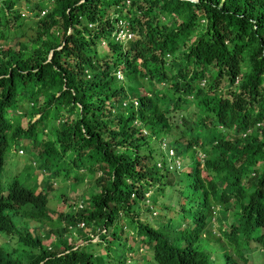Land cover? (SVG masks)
I'll use <instances>...</instances> for the list:
<instances>
[{
    "label": "trees",
    "instance_id": "trees-1",
    "mask_svg": "<svg viewBox=\"0 0 264 264\" xmlns=\"http://www.w3.org/2000/svg\"><path fill=\"white\" fill-rule=\"evenodd\" d=\"M126 1L24 0L26 21L20 0H0V169L9 142L28 138L43 140L38 166L50 172L39 192L9 197L39 223L35 252L0 264H208L196 240L211 207L241 194L244 212L264 208V0ZM118 19L134 40L111 38ZM18 102L36 120L11 121ZM166 136L180 154L201 148L204 175L197 161L187 182L158 165ZM62 171L71 186L88 182L83 208L50 196ZM185 207L193 226L180 220L187 233L168 236ZM263 228L241 236L262 240Z\"/></svg>",
    "mask_w": 264,
    "mask_h": 264
},
{
    "label": "clouds",
    "instance_id": "clouds-1",
    "mask_svg": "<svg viewBox=\"0 0 264 264\" xmlns=\"http://www.w3.org/2000/svg\"><path fill=\"white\" fill-rule=\"evenodd\" d=\"M129 2V0H127ZM23 2L25 3L24 0H20V3ZM17 5L20 7V10L23 11V18H26V21H30L34 19L33 12L30 10L28 5ZM46 13V9L42 10L40 13V16H44ZM24 14L31 15L32 18H27ZM119 20V19H118ZM32 31L31 29H29ZM132 30V29H131ZM133 31V30H132ZM33 32V31H32ZM115 30L113 31L111 38H113ZM134 37L130 40L126 41H115V42H120L121 44H126L127 42L134 40L136 35L135 32ZM118 72L121 74L120 77H118ZM116 77L118 79H122L123 74L120 70L116 71ZM203 84V83H202ZM159 85L160 87H157ZM156 88L163 89L167 86V84L159 82L155 84ZM132 102L136 106L138 104V101L135 99H132ZM33 103H30V106H32ZM30 111L32 112V108L27 106L24 108L23 103L17 104V106L8 109L7 111V116L11 121H19L23 126L31 121L36 120L38 115H35L32 117L30 114ZM181 114H178L175 116V113L172 115L171 120L177 122L178 124L180 123L177 121L174 117L179 118ZM221 130H224V128L220 127ZM49 131V135L51 134V130L49 128L45 129L43 134ZM145 131V129H144ZM48 136H46L47 139ZM166 137H169L167 139ZM164 139L162 138L161 141H159L157 148H159L163 152V157L162 159L164 160V166H162L161 162L158 163L160 167L167 168L169 171H172L175 177H179L182 182H186V179L184 178L185 173L189 174L193 169H195V162H198L197 168L201 170V173L204 175L203 171L205 169V160L206 156L205 153L201 150V148L198 145H193L191 147V150L185 151L184 153L180 154L178 150L174 148V143L170 139L172 136H166ZM44 138V136H43ZM45 139V138H44ZM173 139V138H172ZM22 142L26 143L27 141L33 142L34 148L36 147L34 141L35 140H30L28 138H21ZM174 140V139H173ZM43 141V140H42ZM40 142L39 147V152L36 156L35 159H32V161L29 164H26L24 169L26 170L27 174L32 172L34 174V177H37L36 179V186L32 184H28L24 182L19 176L22 171H19L17 174L13 175L10 180L7 181L5 185L2 184L1 180V172H0V191L1 194L3 195L4 199L10 202V207H6L3 209L2 214H0V260L5 259L6 255L10 256L12 259H20L24 258L28 252H35L34 249L29 247V243L33 241L37 235H41V231L39 229V223L34 220H25L24 217L22 216L24 212H27L30 210V207L18 203L14 200H9V197L11 195H14L16 197H22L23 195H29L33 193H37L41 190V188L38 186L42 183L41 180L42 178H47L50 174L49 170L45 168H40L38 166V159L40 157V154L42 152V148L44 147V144ZM11 142V141H10ZM9 142V143H10ZM16 142V141H15ZM173 145H171L172 143ZM175 142V141H174ZM13 143V142H12ZM14 150V146H13ZM190 153L191 157V162L189 164H184L185 157L187 154ZM18 155H24L25 151L23 149H18L17 150ZM181 156L183 158V161H181ZM5 164V158L4 162L2 164V167ZM22 162H20L18 165L21 166ZM2 167L0 170H2ZM184 167H186L185 171ZM183 171V172H182ZM191 176V175H190ZM65 178V177H64ZM50 183L52 184V187L56 188L58 187L59 183L56 181L55 178H51ZM68 179L65 178L64 180V185L67 184ZM68 185V184H67ZM243 199H241V194L238 196H233L231 197L228 201L229 204L224 207L225 210V219H222L218 222L217 220V213L218 211L222 208L221 205L215 204L211 207V212L208 218L207 223L204 225L203 229L201 230V235L203 234L204 231L207 232H212L215 234V236L219 240H224L225 237L222 235V232L225 233L227 237H229L231 242H235L237 236H241L244 232L258 228L260 226L264 227V208H259L258 210H253L249 212H244L243 211V205L244 203L241 204ZM74 206L72 208L69 206L68 209H78V208H83L84 206V199L81 198L75 202H73ZM72 204V205H73ZM15 209V210H12ZM196 210V208H194ZM259 213V214H257ZM258 218H261L263 220L262 223L258 224ZM205 221H206V216H205ZM30 223L36 224V227L30 229ZM216 223V224H215ZM225 223H228V226H224ZM212 224V226H211ZM79 225L82 227L83 223H79ZM210 225V229L208 226ZM263 239L260 240L258 238H249L251 246L255 247H260L262 248L264 252V228H263ZM69 236V234H68ZM244 237V236H242ZM245 238V237H244ZM46 241V240H45ZM48 243V242H47ZM45 244V243H44ZM249 257L244 258L245 264L249 262Z\"/></svg>",
    "mask_w": 264,
    "mask_h": 264
},
{
    "label": "rangeland",
    "instance_id": "rangeland-1",
    "mask_svg": "<svg viewBox=\"0 0 264 264\" xmlns=\"http://www.w3.org/2000/svg\"><path fill=\"white\" fill-rule=\"evenodd\" d=\"M22 6L24 5L23 2L20 3ZM127 4V1H126ZM27 18H32L31 15H28ZM104 44L106 45V42L104 41ZM101 42V45H104ZM106 48V47H105ZM157 87H160L159 85H157ZM23 107H26V103L23 102ZM178 114H181L180 112H175V116H177ZM177 121H179V118L174 117ZM42 135V134H41ZM44 138H46V136H49V131L43 134ZM167 139H169V137H166ZM171 141L174 142V140L171 138ZM155 141L157 143H159V141L157 139H155ZM172 143V142H171ZM173 145V143L171 144ZM13 146H14V150H13ZM157 146V145H156ZM23 149L25 151L24 155H18L17 154V150L18 149ZM157 148V147H156ZM39 147L36 146L34 148L33 146V142L31 141H27L26 143L22 142V140H18L16 142H10L8 147L6 148V152H5V164L2 167L1 170V180H2V184L5 185L7 183L8 180L11 179V177L15 174H17L19 171H22V173L19 175L21 176L22 180L28 184L31 183L32 178L34 177V174L32 172H30L29 174H27L26 170L24 169L26 164H29L32 159H35L38 151ZM49 161L52 163V165H54V167L56 166V160L54 158H48ZM181 161H183V158L181 156ZM191 157H190V153L187 154V156L185 157V160L183 161L184 164H189L191 162ZM20 162H22L21 166L18 165ZM186 167H184L185 171ZM182 171V172H183ZM177 178V177H176ZM56 181H58L59 185L58 187H56L53 192L51 193L50 196H55L56 194H61V193H65V200H62L61 197H59V200L57 201L58 203V208L62 211L68 210L69 205L72 208V206H74L73 202L81 199V198H85L83 197V195L86 194V191L89 188V184L88 182H83V184H78L75 183L74 185L71 186V184L69 182H67L66 185H64V176H63V171L61 172L60 176L55 178ZM188 181V179H186V182ZM186 189L184 188V191ZM170 189H167V192H169ZM162 201V199H159V202ZM73 204V205H72ZM185 214H179L176 213L175 216L172 217V222L170 225V229L171 230H166V234L168 236H174L176 233L178 232H183V233H187V229L184 226H180L178 225V221L180 220H184L188 222V226L189 228H191L194 224V221L192 219L191 216V212L190 210L185 207ZM217 220L218 222L222 219H225V210L222 207L217 215ZM142 220L145 219L144 216H141ZM159 221V218L157 219ZM216 224V223H215ZM212 226V224H211ZM224 226H228V223H225ZM36 227V224L34 223H30V229ZM85 227V226H84ZM208 228L210 229V225L208 226ZM84 231L89 232V227H86L84 229ZM222 235L225 237L224 240H219L214 233L212 232H207L204 231L203 234L196 240L197 244H199L202 248V250L207 251L209 253V263L208 264H245L244 258L249 257V262L247 264H264V252L262 250V248L260 247H255V246H251L250 244V240L242 237V236H237L236 241L235 242H231L230 238L227 237L225 235L224 232H222ZM72 236H75V232H73ZM67 237H69L67 235ZM97 239V236L93 237V241ZM175 241V240H173ZM48 241H44V243H47ZM93 248H97V245H92ZM100 248V246H98ZM97 250V249H96ZM141 250V249H140ZM98 252L95 251V253ZM103 252V250H102ZM97 254V253H96ZM148 257H150L149 255H147ZM135 258H139L140 256V251L137 252L134 255Z\"/></svg>",
    "mask_w": 264,
    "mask_h": 264
},
{
    "label": "built area",
    "instance_id": "built-area-1",
    "mask_svg": "<svg viewBox=\"0 0 264 264\" xmlns=\"http://www.w3.org/2000/svg\"><path fill=\"white\" fill-rule=\"evenodd\" d=\"M133 37H134V33L131 30L129 22L124 19L117 20L116 29L113 34L114 40L115 41H126V40L132 39ZM102 43L104 44V41H102ZM120 76L121 74L118 72V77Z\"/></svg>",
    "mask_w": 264,
    "mask_h": 264
}]
</instances>
